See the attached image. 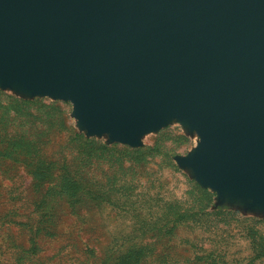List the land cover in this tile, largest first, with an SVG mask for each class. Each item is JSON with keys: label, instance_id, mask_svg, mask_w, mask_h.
<instances>
[{"label": "water", "instance_id": "95a60500", "mask_svg": "<svg viewBox=\"0 0 264 264\" xmlns=\"http://www.w3.org/2000/svg\"><path fill=\"white\" fill-rule=\"evenodd\" d=\"M0 83L132 146L185 121L200 140L179 161L264 208V0H0Z\"/></svg>", "mask_w": 264, "mask_h": 264}, {"label": "rangeland", "instance_id": "374dc122", "mask_svg": "<svg viewBox=\"0 0 264 264\" xmlns=\"http://www.w3.org/2000/svg\"><path fill=\"white\" fill-rule=\"evenodd\" d=\"M177 118L139 145L0 83V264H264V208L203 186Z\"/></svg>", "mask_w": 264, "mask_h": 264}, {"label": "trees", "instance_id": "16d2710c", "mask_svg": "<svg viewBox=\"0 0 264 264\" xmlns=\"http://www.w3.org/2000/svg\"><path fill=\"white\" fill-rule=\"evenodd\" d=\"M129 262L128 257H124L120 264H127Z\"/></svg>", "mask_w": 264, "mask_h": 264}]
</instances>
